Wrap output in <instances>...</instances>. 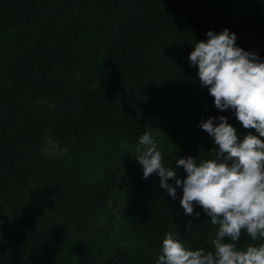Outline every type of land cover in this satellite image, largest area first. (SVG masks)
Segmentation results:
<instances>
[{
    "label": "trees",
    "instance_id": "1",
    "mask_svg": "<svg viewBox=\"0 0 264 264\" xmlns=\"http://www.w3.org/2000/svg\"><path fill=\"white\" fill-rule=\"evenodd\" d=\"M225 28L264 60V0H0V264H156L165 233L212 250L216 226L143 178L136 148L150 129L183 180L177 158L214 159L201 121L256 134L188 59Z\"/></svg>",
    "mask_w": 264,
    "mask_h": 264
},
{
    "label": "clouds",
    "instance_id": "2",
    "mask_svg": "<svg viewBox=\"0 0 264 264\" xmlns=\"http://www.w3.org/2000/svg\"><path fill=\"white\" fill-rule=\"evenodd\" d=\"M206 35L189 53L190 65L197 67L200 84L207 87L215 107L233 110L243 128L256 134L250 131L238 139L225 116L201 121L199 126L217 146L210 150L214 159L197 163L191 156L177 158L176 165L186 173L183 180L172 166L162 164L150 129L139 137L136 161L143 178L158 175L160 188L173 200L181 188L184 213L199 216L195 203L216 226L210 251L186 248L175 233H165L156 264H264V243L244 250L236 246L242 231L253 241H264V60L237 46L235 33L227 28Z\"/></svg>",
    "mask_w": 264,
    "mask_h": 264
},
{
    "label": "rangeland",
    "instance_id": "3",
    "mask_svg": "<svg viewBox=\"0 0 264 264\" xmlns=\"http://www.w3.org/2000/svg\"><path fill=\"white\" fill-rule=\"evenodd\" d=\"M43 151L47 154L54 155V154L59 153L60 149L58 148V146L54 142L47 139L44 143ZM110 202L111 201L109 200V204H110ZM126 202H127V200L123 204H121L119 209H117L116 218L120 217V215H121L120 210L126 205Z\"/></svg>",
    "mask_w": 264,
    "mask_h": 264
}]
</instances>
